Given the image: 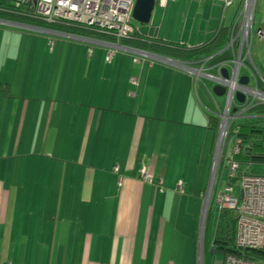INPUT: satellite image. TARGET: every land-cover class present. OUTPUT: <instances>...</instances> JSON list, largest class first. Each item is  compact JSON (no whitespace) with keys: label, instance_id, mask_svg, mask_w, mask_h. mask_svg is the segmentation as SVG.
Masks as SVG:
<instances>
[{"label":"crops","instance_id":"1","mask_svg":"<svg viewBox=\"0 0 264 264\" xmlns=\"http://www.w3.org/2000/svg\"><path fill=\"white\" fill-rule=\"evenodd\" d=\"M222 3L204 0L222 11L212 37L180 42L193 49L229 32L242 0ZM46 49L0 28V264H166L165 237L185 220L174 206L190 196L204 205L202 184L188 195L180 169L212 167L210 118L225 101L219 108L206 80L125 54L107 62L102 49Z\"/></svg>","mask_w":264,"mask_h":264},{"label":"built area","instance_id":"2","mask_svg":"<svg viewBox=\"0 0 264 264\" xmlns=\"http://www.w3.org/2000/svg\"><path fill=\"white\" fill-rule=\"evenodd\" d=\"M15 7L30 4L38 16L46 24L65 22L94 28L114 38L116 43H102L85 39L64 36L61 34L42 31L34 28L22 27L12 23L0 21V26L24 29L41 34L56 36L74 43L91 45L103 49L106 61L110 62L116 54L128 55L133 63H147L152 66H163L181 71L194 77L195 84L206 80L215 86L224 89L225 106L223 113L217 115L221 121L218 128V137L215 147L213 163L210 172L207 192L204 197L202 215L197 233L198 264H202V253L205 240V225L207 210L214 187L219 179V172L223 164L226 142L229 139L231 126L236 121L247 118V114L255 107L264 106V76L260 74L255 64L252 47L264 44V26L254 32L255 15L259 0H242L240 12L233 18L229 29L226 47L212 57L196 63V67L178 63L154 54L127 48L119 44L133 34L132 10L135 0H6ZM225 7L231 6L232 0H217ZM174 0H156L155 5L166 8ZM91 50H88V54ZM225 59L216 64H210L216 57ZM227 72L228 78L221 76V71ZM244 71V75L241 72ZM212 72L213 75H208ZM246 78V86L239 85V80ZM236 95L243 97L240 104ZM236 106L234 114L232 108ZM232 133V132H231ZM236 135L235 132L232 134ZM240 142L235 139L232 153L239 152ZM238 165L228 164L227 179L221 181V188L215 195V202L220 210L230 212L235 219L234 248L240 257L225 255L221 263L216 264H264V164L259 167L257 175H238ZM142 176H145L142 173ZM148 177V176H146ZM233 181V183H231ZM224 185V186H223ZM177 191L183 193L182 183H178ZM245 252L254 253V261L243 258Z\"/></svg>","mask_w":264,"mask_h":264},{"label":"rangeland","instance_id":"3","mask_svg":"<svg viewBox=\"0 0 264 264\" xmlns=\"http://www.w3.org/2000/svg\"><path fill=\"white\" fill-rule=\"evenodd\" d=\"M168 4L169 5L163 9L159 8V6L154 7V10L151 15L150 23L146 26H140L136 22L132 21L131 25L133 29H135V31L139 35H144L147 39L161 40L175 44H182L180 42L181 40L187 41L189 43L190 39L194 40L197 38L200 40L199 44H201L203 43L201 41H204L203 38L205 36V33L208 38L214 35L217 29L216 27L218 25L219 19L221 18L222 11L220 9H217L216 7L212 9H208L204 5V0H176L175 3L169 2ZM231 16L233 17V11L224 14L225 23L227 25L231 23L229 22V18H231ZM260 25L264 26V0H259L257 4L254 32H256L257 29L261 27ZM0 28L2 30L12 31V32L23 31L30 35H34V45L37 48H39L41 51H44L46 49V46L48 47L45 52L46 54H48V50L50 49L51 44L56 45L57 48L58 46H62V45H66V46L68 45L70 47L72 46L73 48H76L77 46L80 48H85V52L87 53V48L85 47L84 44L73 43L56 36L41 34L39 32H32L24 29L18 30L15 28L5 27V26H0ZM41 40H44L45 43H43ZM94 50H96V48ZM50 51L51 49L49 50V52ZM55 52L57 53V49ZM252 55L255 64L258 68V71L262 76H264V44L258 47L255 41L252 47ZM145 64L148 65L147 63ZM241 74L244 75V71H242ZM206 85L209 89L212 88L211 83H206ZM224 101H225L224 97L215 98V102L217 103L219 108L223 107ZM204 102L206 104H209L207 100H205ZM235 108L236 106L232 108L231 110L232 114H234V111L236 110ZM156 120L159 121L158 118ZM218 122L220 123L221 121ZM234 143H235V137L232 136V133H229V139L227 140L225 146L223 162H227V159L231 154L232 146ZM155 160L156 157L151 156V161L150 159H147L146 165L148 164L153 165L154 162L156 163ZM160 160L157 159V162ZM224 166L225 164H223V167ZM170 169L171 167L168 170ZM223 170H221L220 175L223 174L222 173ZM114 171L117 172L116 169ZM210 172H211V167H207V166L204 167L203 170L201 167L199 168V170H196V166H195L192 172H188L184 167H181L180 169L181 174L179 175V177L185 182H187L188 180V184L190 186L188 195H190L192 186L193 184H195V182H196V187H198L199 184L200 185L202 184L204 195L206 194L208 190L207 187L210 178ZM245 172H247L248 174L249 173L254 174L261 171H256V167H254L251 168L250 171L246 170ZM142 173H144L145 176H142ZM189 174L190 177L188 179ZM139 176L143 184H150L153 182L152 176L145 169H142L140 171ZM226 176L227 174H224L223 176L224 181L226 179ZM182 180L177 182L175 189H177L178 183H182V185L184 186V182ZM219 188H221V182L218 183V189ZM218 189H217V193L219 192ZM182 190L184 192V189ZM197 199L199 201L197 202L198 205L193 204V202H196V196H190L189 199L187 197L185 198L184 203L182 204V208H180L179 204L174 206V212L176 214L175 219L178 218L180 213L184 215L185 220L182 222L183 228H176V230L174 231L175 227L173 221L169 219H167L166 221L167 226L170 224L168 230L170 232L174 231L176 233L175 236H170V234H168L165 237V245H167L166 246L167 260L165 258L164 260L166 264H198L197 244H195V242L197 243V232L202 215L201 209L203 202L201 199L199 198ZM187 201H191V203H188L187 204L188 207L184 208V204ZM191 204H193V206L194 205L196 206L193 207ZM219 212H220L219 205L215 202V199H212L209 203V207L207 210L206 225H205V240H204L203 253H202L204 264L221 263V261L223 260V256L221 255L213 256L210 254L213 238L215 235V229L217 226V220L219 217ZM167 215L166 217H169V212H167ZM168 261H176L177 263L168 262Z\"/></svg>","mask_w":264,"mask_h":264},{"label":"trees","instance_id":"4","mask_svg":"<svg viewBox=\"0 0 264 264\" xmlns=\"http://www.w3.org/2000/svg\"><path fill=\"white\" fill-rule=\"evenodd\" d=\"M0 21L12 23L22 27L58 33L64 36L77 37L88 41L90 40L111 44L116 43L114 38H111L102 31L96 30L94 28H88L82 25L65 22L46 24L38 16H36L35 10L33 8V2L15 7L9 1L0 0ZM228 33V29H221L209 43H206L201 47L190 49L183 44L147 39L144 36L139 35L135 29H133L132 36H130V38L127 40L119 42V44L127 48L161 56L178 63L192 65L193 63H197L212 56L213 54H217L222 51L228 43ZM85 47L87 48V51H92L96 48L91 45H85ZM96 49L101 50V48L98 47ZM223 59H225L223 56L216 57L212 60V62H210V64H216ZM210 121H213L212 127L218 132L219 120L217 118L215 119L214 117L210 118ZM231 132L232 134L235 132L236 135L232 136L240 142L239 152L237 154H233L231 151L227 162H223L225 166L223 167L222 164L220 169V172L224 169L222 172L223 174L220 175L219 172V179L216 186L214 187L211 200L215 199L218 183L224 181L223 176L224 174H227L226 172L228 171V164L230 162L238 165L237 176L243 174L251 175L245 171H250V169L254 167H256V171H259V167L264 164V106L253 108L247 114V118L236 121L234 124H232L231 131L229 133ZM257 173L252 175H257ZM231 183H233V181ZM218 190H220V188ZM234 239V216L231 215L230 212L220 210L211 251L218 253L223 257L225 255L240 257L239 253L234 248ZM254 255L255 254L252 252H245L243 258L247 261H254ZM202 264H204L203 257Z\"/></svg>","mask_w":264,"mask_h":264},{"label":"water","instance_id":"5","mask_svg":"<svg viewBox=\"0 0 264 264\" xmlns=\"http://www.w3.org/2000/svg\"><path fill=\"white\" fill-rule=\"evenodd\" d=\"M156 0H135L134 7L132 10V21L136 22L140 26H146L150 23L151 15L155 7ZM221 76L225 79L228 78L227 72L225 70L221 71ZM248 80L246 78H242L239 80V85L246 86ZM211 94L216 98H221L224 96L225 91L224 89L215 86L211 89ZM236 101L238 103L243 102V97L241 95H236ZM210 254L220 255L213 251H210Z\"/></svg>","mask_w":264,"mask_h":264}]
</instances>
